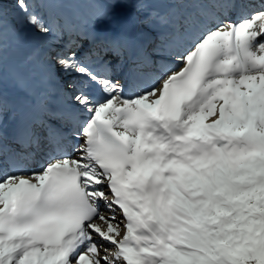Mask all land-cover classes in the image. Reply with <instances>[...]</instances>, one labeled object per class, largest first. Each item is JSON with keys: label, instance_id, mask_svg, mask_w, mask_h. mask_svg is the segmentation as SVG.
<instances>
[{"label": "snow or ice", "instance_id": "1", "mask_svg": "<svg viewBox=\"0 0 264 264\" xmlns=\"http://www.w3.org/2000/svg\"><path fill=\"white\" fill-rule=\"evenodd\" d=\"M166 2L196 11L125 73L126 22L85 49L0 0V264H264V0ZM9 36L43 98L11 137Z\"/></svg>", "mask_w": 264, "mask_h": 264}, {"label": "bare ground", "instance_id": "2", "mask_svg": "<svg viewBox=\"0 0 264 264\" xmlns=\"http://www.w3.org/2000/svg\"><path fill=\"white\" fill-rule=\"evenodd\" d=\"M142 1L145 2L148 10L151 7L154 8L155 13L165 11L166 9H168V11L172 13L175 10L174 7L166 3L164 0H142ZM131 5L132 4L130 0H115V2L114 0H105L102 4L99 5L98 11L92 12L90 15V18L89 17L85 18L86 19L85 22L87 23L85 28H82L81 26L72 27L74 29V32L78 31L90 37L94 32L102 31V32H106L109 34L113 33L115 31L113 28V24H112L113 21L126 22L127 25L129 26V31L133 39L129 43L122 46L119 50L121 55L125 58V62L123 64V71L125 73H127L130 70L129 67H126L127 61L129 60V57L127 54H129V52H132L133 49H137L136 43H139L142 41L145 42L146 36L148 37L147 38L148 41L149 39L151 40V38L153 37V34L146 32L143 29H137L136 22L138 20V17L137 15L131 12V7H132ZM195 10L196 9L189 8L188 10L185 11V14L191 13ZM105 13L108 14L107 18H104ZM63 17L68 25V29H70L69 23L73 19V16L68 15L67 13H63ZM123 17H124V20H123ZM169 19L172 20V22L175 21V18L173 16H171V18ZM160 20L161 19H158V22H160ZM160 25L153 24V28H154L153 31L159 35L167 33L169 30H174L173 25L170 27H168V24L161 25V26ZM134 34H137V37H134ZM173 38L174 37H172V39ZM31 40L33 41V44H35V41H36L35 38L31 37ZM12 62L15 65L14 66L15 77L13 79L8 78V87H12L17 92L21 90V93L25 90L36 91L35 89L36 78L30 79L27 76H25L24 73L26 71L25 69L21 67L19 62H17V58L12 60ZM115 62L116 61L114 58V63ZM152 79L154 80L155 77L153 76ZM6 93H7L6 95L7 103L10 105L9 112L10 113L12 112L11 115L15 114L16 118H18L19 116H24L25 118L30 119L31 121L36 118L38 105H39V102H41V100L43 99L42 97L37 96L36 103H33L28 106H24L20 102L21 95L19 98H16L15 100V98L11 97L7 91ZM56 97H58V95L57 96L52 95L51 103H54V104L58 103V100L55 99ZM101 206L107 208V206L104 204H101ZM117 212L115 213L116 216L118 215ZM97 242L100 243L104 248L108 246V244H106L102 240H99V238H97Z\"/></svg>", "mask_w": 264, "mask_h": 264}, {"label": "rangeland", "instance_id": "3", "mask_svg": "<svg viewBox=\"0 0 264 264\" xmlns=\"http://www.w3.org/2000/svg\"><path fill=\"white\" fill-rule=\"evenodd\" d=\"M105 0H58V3L55 4H48V3H40L37 4L35 7L37 9V11H39L47 20L49 23H51L54 27L59 28L62 32H64L65 35V40L66 41H77L79 40L83 47L85 49H87L88 47H86L85 41L86 40V36L81 33V32H74L72 29V27H82L85 28L86 27V19L87 17L90 18V15L92 12L98 11L99 10V5L102 4ZM131 1V12L135 15H137L138 20L136 22V27L137 29H143V30H148L150 32H153V24H161L164 23L165 20L168 18V13H160V17L162 18V20H160V22H158L157 18H153V16L155 15V11H152L151 8H149L150 11H148V9H146V4L144 1L142 0H130ZM165 1V0H164ZM166 2V1H165ZM186 9V8H185ZM184 8L180 9V11L177 9L178 15L182 16L185 15L184 14ZM90 11V12H89ZM63 13H67L68 15H72L73 19L70 21L69 26L70 29H68V25L63 17ZM157 19V20H156ZM158 23H157V22ZM151 25H152V30H151ZM161 26V25H160ZM69 31H68V30ZM147 32V31H146ZM171 31H169V33H164L162 35L153 33V37L151 39L150 45L148 47V52L152 51L153 49H157L158 47L165 45V44H169L172 42V35L174 34H170ZM69 34V35H68ZM81 35V36H80ZM29 39H31V37L35 38V44L34 46L38 47L40 44V41L37 37H34L31 32L28 33ZM81 38H80V37ZM7 64H8V78L13 79L15 77V70H14V64L12 62V60H14L15 58H17V62H19V64H22V59L20 57V55L18 54V50H17V45L15 43V40L13 37L9 36L8 41H7ZM113 62H114V58H113ZM133 66H129L130 69H132ZM33 69L35 71H39L38 67L35 65V63L33 64ZM26 72L24 73L25 76H27L30 79H34L35 77L32 75L31 72L25 70ZM112 213V212H111ZM110 211L107 208H103L102 214L105 216H111ZM113 214V213H112ZM97 223L101 224L103 227H107L106 224L103 221L97 220ZM104 224V225H103ZM108 248L110 251V247L109 245L106 247ZM103 254V252H102Z\"/></svg>", "mask_w": 264, "mask_h": 264}, {"label": "trees", "instance_id": "4", "mask_svg": "<svg viewBox=\"0 0 264 264\" xmlns=\"http://www.w3.org/2000/svg\"><path fill=\"white\" fill-rule=\"evenodd\" d=\"M11 8H12V5L10 4V5H9V9H11Z\"/></svg>", "mask_w": 264, "mask_h": 264}]
</instances>
